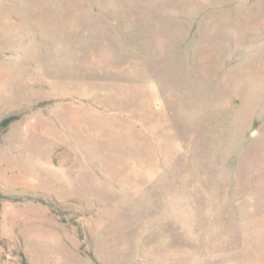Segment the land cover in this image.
<instances>
[{
  "label": "rangeland",
  "instance_id": "374dc122",
  "mask_svg": "<svg viewBox=\"0 0 264 264\" xmlns=\"http://www.w3.org/2000/svg\"><path fill=\"white\" fill-rule=\"evenodd\" d=\"M14 115L0 264H264V0H0Z\"/></svg>",
  "mask_w": 264,
  "mask_h": 264
},
{
  "label": "trees",
  "instance_id": "16d2710c",
  "mask_svg": "<svg viewBox=\"0 0 264 264\" xmlns=\"http://www.w3.org/2000/svg\"><path fill=\"white\" fill-rule=\"evenodd\" d=\"M18 118V116L14 115V116H6L4 118H2L0 120V135H2L3 133L6 132V130L8 129L9 125L15 121ZM37 201H39L42 205H44L45 207H47L52 214H54L55 216H57L60 221L62 222H67L73 226L76 227V230L78 232V235L80 237L83 236V231L82 228L80 226V224L78 222L75 221L74 218H65V214L63 209L60 208V206L51 200H47V199H42V198H37ZM91 257V256H90ZM19 261L20 264H28L25 257L23 256V254H19Z\"/></svg>",
  "mask_w": 264,
  "mask_h": 264
}]
</instances>
